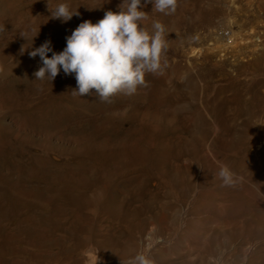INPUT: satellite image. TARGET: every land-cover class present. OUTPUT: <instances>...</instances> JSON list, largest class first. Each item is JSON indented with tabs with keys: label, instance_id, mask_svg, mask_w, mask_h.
I'll return each instance as SVG.
<instances>
[{
	"label": "rangeland",
	"instance_id": "1",
	"mask_svg": "<svg viewBox=\"0 0 264 264\" xmlns=\"http://www.w3.org/2000/svg\"><path fill=\"white\" fill-rule=\"evenodd\" d=\"M217 1L178 0L164 15L141 0L142 26L166 28L162 70L109 104L73 95L62 68L37 80L43 61L29 53L46 41L49 58L63 51L123 0H0V264H264V152L250 154L264 140V71L241 75L264 69V13ZM62 3L79 15L53 18ZM232 34L244 41L211 50ZM215 66L228 79L204 99L231 100L229 124L190 101L199 68Z\"/></svg>",
	"mask_w": 264,
	"mask_h": 264
},
{
	"label": "clouds",
	"instance_id": "2",
	"mask_svg": "<svg viewBox=\"0 0 264 264\" xmlns=\"http://www.w3.org/2000/svg\"><path fill=\"white\" fill-rule=\"evenodd\" d=\"M146 3L164 15L174 14L178 6V0H146ZM143 6L141 0H123L118 12H105L95 24L85 20L66 38L63 51L53 52L50 58L51 41H46L29 53L31 57L39 55L43 61V66L34 73L36 79L52 82L62 68L66 75L75 74L77 89L72 90L73 95L84 96L95 90L97 99L109 104L117 95L131 96L138 87H147L145 76L162 70V56L168 43L165 25L160 21L153 22L151 33L142 26L141 22L148 19ZM51 13L63 22L79 15L63 3ZM227 173V168H223L220 175L226 177ZM131 264L150 261L137 256Z\"/></svg>",
	"mask_w": 264,
	"mask_h": 264
},
{
	"label": "bare ground",
	"instance_id": "3",
	"mask_svg": "<svg viewBox=\"0 0 264 264\" xmlns=\"http://www.w3.org/2000/svg\"><path fill=\"white\" fill-rule=\"evenodd\" d=\"M204 1H206V0H203V3H204ZM219 1V0H218ZM217 1V2H218ZM235 1V0H234ZM241 2V1H240ZM239 2V3H240ZM242 2H245L246 3V5H248V6H250L253 10H254V8L255 9H258L259 11H261V12H263L264 13V0H242ZM221 4H222V1H221ZM237 4V3H236ZM235 4V5H236ZM204 5H205V3H204ZM218 5V4H217ZM219 5H220V3H219ZM218 5V6H219ZM243 5V4H242ZM200 6V5H199ZM207 6H208V4H206L205 5V7L207 8ZM215 6V5H214ZM221 6V5H220ZM202 8V7H201ZM209 8V7H208ZM207 8V9H208ZM241 8V7H240ZM240 8H239V11H240ZM219 9H220V7H219ZM242 9H243V7H242ZM194 10V8H192V11ZM212 10V9H211ZM195 11V10H194ZM210 11V10H209ZM221 11V10H220ZM197 13H200L199 11L197 12V11H195V12H192L191 13V15L193 16V18L196 16V15H198V17L200 16V14H197ZM211 13V12H210ZM209 14V13H208ZM216 14V13H215ZM197 17V16H196ZM195 17V20H198L197 18ZM202 18V17H201ZM201 21V20H200ZM203 21H204V19H203ZM205 22V21H204ZM203 23V22H202ZM204 24V23H203ZM201 26V25H200ZM200 28V27H199ZM215 31V30H214ZM232 40L230 41V42H228V43H216L212 48H211V50L212 51H214L215 49H223V50H227V49H229V48H231V49H233V48H235L237 45H239L240 43H241V41H244V40H242V38L239 40V42L237 41V38L235 39V34H232ZM254 38V37H253ZM256 38V37H255ZM252 39V38H251ZM260 39V37H257L256 38V41H258ZM253 40V39H252ZM228 45H231V46H228ZM211 47V46H210ZM205 54H207V53H205ZM212 56V55H211ZM207 55H205V57H204V61H206V59H207ZM210 58V57H209ZM250 62V61H249ZM192 65V64H191ZM215 72H214V75L213 76H210V75H208V73L203 69V68H199V74L197 75V78H198V81H199V83H200V85L197 87L198 89H199V92L197 91V93H195V96H193L192 95V97L190 96V101L192 102V104H194V103H196V101L197 102H199V108L198 109H196V112H200V113H203V115H205L207 118L208 117H212V116H217V115H219L220 117H221V120H222V118L225 120V121H227V124H229L228 122H232V121H230V114L231 113H235V114H237L236 112H237V109L236 108H233L232 107V104H231V100L229 101V103H227V102H225L224 100L223 101H220V99H222V98H220V99H214V100H217V101H219L217 104H215V107H210V104H209V101H207V100H205L204 98H207L208 97V95H210V94H208L209 93V90L211 89H215V88H213V87H215V85L214 86H212L211 84L213 83V84H216V83H218V82H221V80L224 78V79H226L228 76H225L224 77V73L223 72H221L220 70V68L219 67H217V66H215ZM234 68V67H233ZM192 69V68H191ZM194 69V68H193ZM208 70V69H207ZM211 70V69H210ZM241 70V69H240ZM245 69H243V73L241 74V75H243V77H245L246 79L245 80H247V81H250V80H248V78H251L256 72L257 73H259V72H262V71H264V69L263 68H261V67H257L255 70H250V71H248L247 72V70L246 71H244ZM230 71V70H229ZM235 70H232L231 69V73H233ZM236 71H238V70H236ZM235 71V72H236ZM242 71V70H241ZM240 71V72H241ZM228 72V71H227ZM239 72V73H240ZM193 73V72H192ZM235 74H238V73H235ZM212 75V74H211ZM241 75H239V76H241ZM236 77V76H235ZM242 77V78H243ZM233 78V77H232ZM238 79H239V77H237ZM228 79V78H227ZM222 81H224V80H222ZM226 81V80H225ZM229 81V80H228ZM233 81H235V80H233ZM230 82V81H229ZM232 82V81H231ZM194 83V82H193ZM220 85H218V87H219ZM194 87V89H195V86H192V88ZM217 87V88H218ZM196 88V89H197ZM216 88V89H217ZM194 89H193V91H194ZM215 89V90H216ZM177 91V90H176ZM168 92V91H167ZM197 94V95H196ZM163 96H164V94H162ZM176 95V94H175ZM164 97H166V96H164ZM211 97V96H210ZM212 98H214V97H212ZM217 98V97H216ZM168 99V98H167ZM214 100H213V102H214ZM229 100V99H228ZM211 101V100H210ZM232 102H234L233 100H232ZM211 103V102H210ZM215 103V102H214ZM236 103V102H235ZM172 104V103H171ZM170 104V105H171ZM213 103H211V105H212ZM234 104V103H233ZM234 106V105H233ZM233 109H235L236 110V112H232V110ZM190 110V109H189ZM177 114V113H176ZM219 117V118H220ZM217 118V117H216ZM201 119V118H200ZM213 119V118H212ZM169 120V119H168ZM202 120V119H201ZM211 120V119H210ZM221 120H220V122H221ZM219 121V120H218ZM162 122V121H161ZM174 122H176V120L174 121ZM181 122H183V121H181ZM212 122V121H211ZM214 122V121H213ZM160 123V122H159ZM171 123V122H170ZM199 123V122H198ZM215 123V122H214ZM177 124V123H176ZM191 124V123H190ZM202 124V123H201ZM212 124V123H211ZM223 124V123H222ZM226 124V125H227ZM225 125V126H226ZM264 125V124H263ZM175 126V125H174ZM173 126V127H174ZM178 126V127H177ZM177 126L175 127V129H177V128H179V125L177 124ZM220 126H221V124H220ZM236 126V125H235ZM188 127H190L189 125H188ZM228 127V126H227ZM171 128H172V126H171ZM184 128V127H183ZM199 128V127H198ZM252 128V127H251ZM165 130H166V128H164ZM185 129V128H184ZM190 129V128H189ZM193 129V128H192ZM191 129V131L193 132H195V129H193L192 130ZM173 130V129H172ZM198 130V129H197ZM173 131H177V130H173ZM183 131V130H182ZM184 131H186V130H184ZM187 131H189L188 130V128H187ZM190 131V132H191ZM198 131H200V130H198ZM223 132V130L221 129V128H219V127H217L216 129H214L213 130V133L215 134V135H219V134H221ZM203 133V132H202ZM208 157V156H207Z\"/></svg>",
	"mask_w": 264,
	"mask_h": 264
},
{
	"label": "built area",
	"instance_id": "4",
	"mask_svg": "<svg viewBox=\"0 0 264 264\" xmlns=\"http://www.w3.org/2000/svg\"><path fill=\"white\" fill-rule=\"evenodd\" d=\"M259 152H264V140L261 142H258L256 144H254L251 148H250V154L251 155H255Z\"/></svg>",
	"mask_w": 264,
	"mask_h": 264
}]
</instances>
